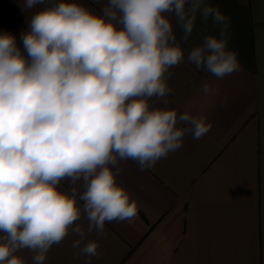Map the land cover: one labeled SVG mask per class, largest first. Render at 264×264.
<instances>
[{
	"label": "clouds",
	"instance_id": "9594fccd",
	"mask_svg": "<svg viewBox=\"0 0 264 264\" xmlns=\"http://www.w3.org/2000/svg\"><path fill=\"white\" fill-rule=\"evenodd\" d=\"M169 14L184 42L198 14L222 26L188 51L189 64L217 79L238 69L228 17L206 0H107L102 14L60 0L31 17L19 44L0 32V264H25L17 255L25 249L44 264L70 232L79 255L98 256L99 242H85L87 234L103 235L106 223L138 212L117 183L120 162L149 170L179 150L186 133L199 140L210 132L204 116L150 105L167 103L169 70L185 60ZM200 91L214 89L204 83ZM82 213L87 231L77 223Z\"/></svg>",
	"mask_w": 264,
	"mask_h": 264
},
{
	"label": "crops",
	"instance_id": "0c3cea01",
	"mask_svg": "<svg viewBox=\"0 0 264 264\" xmlns=\"http://www.w3.org/2000/svg\"><path fill=\"white\" fill-rule=\"evenodd\" d=\"M59 2L27 9L24 0H0V32L15 35L19 44L31 17ZM74 2L95 14L107 6V0ZM206 2L228 17L227 48L236 53L238 69L217 79L189 64L188 51L206 34L218 36L222 26L198 14L184 42L169 14L185 60L169 70L167 103L153 98L150 105L204 116L210 132L199 140L186 133L182 147L149 170L121 161L117 183L136 201L137 216L106 223L103 235L87 234L85 242H99L98 256L79 255L72 248L79 237L70 232L44 264H264V0ZM204 83L214 89L207 96L200 91ZM71 187L68 181L60 185L64 191ZM77 223L87 231L83 213ZM17 255L33 264L27 249Z\"/></svg>",
	"mask_w": 264,
	"mask_h": 264
}]
</instances>
